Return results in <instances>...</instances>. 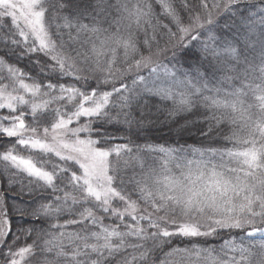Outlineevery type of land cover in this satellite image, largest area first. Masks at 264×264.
Instances as JSON below:
<instances>
[{
    "label": "snow or ice",
    "instance_id": "6c2138e0",
    "mask_svg": "<svg viewBox=\"0 0 264 264\" xmlns=\"http://www.w3.org/2000/svg\"><path fill=\"white\" fill-rule=\"evenodd\" d=\"M241 2L0 0V45L37 55V63L47 57L51 63L40 71L58 77L43 83L0 58V137L15 138L0 161L51 190L53 199L32 215L56 229L16 247L20 235L8 242L0 197L5 264H32L37 251L40 264H156L155 252L173 237L208 238L222 230L242 237L219 251L175 247L159 264H264V0H247L258 12L243 17L245 34L224 40L216 31L219 18ZM202 34V56L219 59L210 62L211 73L196 68L192 75L164 62ZM252 36L261 45L259 64L248 56ZM90 80L95 87L77 86ZM145 96L170 101L172 116L204 109L202 134L227 123L232 131L223 139L232 146L193 148L190 155L183 148L137 146L134 154L129 144L107 146L111 137L93 125L123 116L131 126L133 104ZM112 108L120 111L113 116ZM141 151L158 153V167L126 181L120 164L135 159L144 169ZM61 216L68 218L59 223Z\"/></svg>",
    "mask_w": 264,
    "mask_h": 264
},
{
    "label": "trees",
    "instance_id": "16d2710c",
    "mask_svg": "<svg viewBox=\"0 0 264 264\" xmlns=\"http://www.w3.org/2000/svg\"><path fill=\"white\" fill-rule=\"evenodd\" d=\"M194 2H197V0H189L190 4ZM252 12H258V9L251 8L247 0H242V2L236 6L234 12L226 13L219 18V27L216 29L217 33L223 36L224 40L245 34V29L242 26V19L244 16L251 15ZM8 26L10 27V21ZM4 30L7 31V27H5ZM142 38L143 36L141 34V39ZM206 39L207 36L202 34L198 41H192L187 49L179 51V55L175 59L172 58L171 52H169L168 58L165 59L164 62L168 64L169 67H172L174 64L181 72H190L192 75H195L194 70L196 68H199L201 72L211 73L213 69L210 62L219 64V59L213 61L211 56L207 57V59L202 56L200 48L202 47L203 41ZM251 40L254 42V46L248 49V56L249 59L253 61V64H259L261 45L257 36H252ZM163 43L164 41H161V45H163ZM220 46L222 47V45ZM239 47L243 48L244 46L241 44ZM21 53L22 49H16L15 52H13L9 48L0 45V56L9 64L15 65L24 72L29 73L32 78L39 79L43 83L49 81L53 83L56 82L58 77L51 75L45 77L40 71L41 64L51 63L47 57L40 55L39 60L41 63H37V55H21ZM222 74V72L217 71L215 76L219 78ZM63 82L73 83L71 78L67 77ZM95 85V80L88 81L87 85L83 81L77 83V86L81 88L89 86L95 87ZM171 107L170 101L165 102L160 101L154 96H145L138 103L133 104L131 112L135 117V122L131 126L123 123L124 117L121 116L119 118L121 122L95 124L93 127L103 129V131L99 133L100 135L111 137V139L106 141L107 146L129 144L132 146L134 154L137 146L144 149L149 145L188 149L189 155L190 150L193 148L232 146L223 139L225 135L230 134L232 131V126L229 124L224 123L220 125L219 128H214L208 135H203L202 133L206 132L208 129V122L204 120L202 115L205 111L204 109L199 108L192 113L172 116L169 115V109H171ZM119 111V108L111 109L113 116ZM141 112H143V116H141ZM96 135L97 133H93V136ZM13 143V139L0 137V152L10 147ZM24 155H28V153H24ZM158 155V153L141 151L140 156L143 157L144 169L140 167V163L137 160L129 159L126 166L121 162L120 167L122 171L120 175L123 176L126 181L133 175L139 178L142 171L146 170L149 165L158 167V160L156 159ZM117 184L119 185V180H117ZM124 186L129 190L134 187L132 184H126ZM5 189H7V193L4 192ZM13 196H16L13 198L16 200H11ZM0 197L3 198L2 204L6 209L11 206L14 208L7 209L12 231V235L8 237L9 243L12 242L16 234L20 235V239L16 242V247H19L23 246L25 243H32L30 239H37V233L56 231V229L50 227L48 219L43 217L37 219L32 215L34 209L39 208L42 203H46L53 199L51 190L39 187L32 179L7 167L4 161H0ZM136 198V195L133 194V199ZM67 218V216H61L59 223H63ZM105 223H111V221L105 220ZM75 228L76 226H70L67 230L72 231ZM29 230H32L31 235H28L27 239H25L26 233ZM241 237L242 233L239 231L229 232L224 230H222L219 235L208 238L199 237L189 239L173 237L171 243L164 246L163 252L160 250L155 252L156 264H159V261L164 259V252L175 247H211L219 251L220 246L226 240L231 239L238 242ZM149 247H151L150 242ZM1 249L3 251L0 252V259L7 247L1 246ZM37 261L38 258L36 255V257L32 258V264H38Z\"/></svg>",
    "mask_w": 264,
    "mask_h": 264
},
{
    "label": "rangeland",
    "instance_id": "374dc122",
    "mask_svg": "<svg viewBox=\"0 0 264 264\" xmlns=\"http://www.w3.org/2000/svg\"><path fill=\"white\" fill-rule=\"evenodd\" d=\"M0 58H2V57L0 56ZM4 82H7V81H4ZM51 107H52V108H55V107H57V105L53 104ZM4 111H6V110H4ZM51 119H52V115L49 114L48 117H47V119H46V121H44V122H45V123H50V122H51ZM82 119H83V118H82ZM26 120H27L29 123H31V121H32V117H31V116H26ZM73 126H75V125H73ZM82 135H83V134H82ZM4 138H6V137H4ZM6 139H9V138H6ZM11 139H13L14 142H15V138H11ZM16 147H17V150H18L22 155H24V153H27L23 148H20L19 145H17ZM23 152H24V153H23ZM9 168H11V167H9ZM11 169L17 172V170H15V169H13V168H11ZM17 173L23 174L25 177H27V178H29V179H32V178L28 177L25 173H21V172H17ZM43 218H44V217H43ZM30 240H31V242H32V241L35 240V239L33 238V239H30ZM1 251H3V250L1 249V246H0V252H1ZM5 251L7 252V249H5ZM5 251H4V252H5ZM42 256H43V254L40 253V252L38 251V253H37V258H38V261H37V262H38V264H40V260L42 259ZM0 264H5V261H4V258H3V255H1ZM35 264H37V263H35Z\"/></svg>",
    "mask_w": 264,
    "mask_h": 264
},
{
    "label": "bare ground",
    "instance_id": "6f19581e",
    "mask_svg": "<svg viewBox=\"0 0 264 264\" xmlns=\"http://www.w3.org/2000/svg\"><path fill=\"white\" fill-rule=\"evenodd\" d=\"M34 181V180H33ZM35 182V181H34ZM5 193H7V189L4 190ZM16 196H13L11 200H16V199H13L15 198ZM7 209H14L13 206L7 208ZM21 209H24V208H21Z\"/></svg>",
    "mask_w": 264,
    "mask_h": 264
}]
</instances>
